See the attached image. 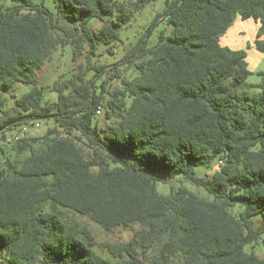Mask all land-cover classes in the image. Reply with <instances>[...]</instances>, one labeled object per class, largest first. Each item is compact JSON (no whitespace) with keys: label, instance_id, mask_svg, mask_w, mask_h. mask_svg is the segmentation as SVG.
Masks as SVG:
<instances>
[{"label":"trees","instance_id":"obj_1","mask_svg":"<svg viewBox=\"0 0 264 264\" xmlns=\"http://www.w3.org/2000/svg\"><path fill=\"white\" fill-rule=\"evenodd\" d=\"M154 1L0 0V142L54 122L16 140L13 156L0 144V264H264L248 250L264 248V81L244 89L246 50L220 42L239 15L260 23L254 44L264 52V0H167L121 59L132 79L95 62L101 44L119 39L116 27ZM67 46L76 67L45 100L38 72ZM114 78L121 85L105 104ZM17 82L31 88L5 111L1 92ZM217 162L212 176L197 175ZM160 171L207 195L185 185L161 193ZM82 218L134 233L103 254Z\"/></svg>","mask_w":264,"mask_h":264},{"label":"rangeland","instance_id":"obj_2","mask_svg":"<svg viewBox=\"0 0 264 264\" xmlns=\"http://www.w3.org/2000/svg\"><path fill=\"white\" fill-rule=\"evenodd\" d=\"M48 4H52L51 0H45ZM167 0H156L145 5L142 9L136 11L129 21L119 24L116 28L119 33V39L110 45L101 44L94 56V61L99 64H115L119 67L120 73L123 77L132 79L137 73L133 66L127 65L121 62V59L125 56L127 51L134 46V44L139 40V38L146 32L151 21L156 17L158 13H162L166 7ZM91 24L94 28H99L101 22L98 19H93ZM168 22L163 20L155 28L153 35L151 37L150 43L154 44L157 41L158 34L164 29L168 28ZM260 23L256 22L254 19H242L237 15L234 19L233 24L224 33L220 42L223 46H227L231 49H244L247 52V63L251 71V75L247 80V85L244 89L248 90L251 94L257 93L259 88L256 85L261 84L264 81V52L258 50L255 47V40L257 39V32L259 30ZM264 42V35L260 38ZM82 60V59H81ZM76 62L73 61L72 57V47H59L51 59L46 62L44 67L38 72V78L40 85L46 88L45 100H55L57 95L55 91H52V85L54 82L60 78H66L70 75L71 70L76 67ZM106 75L103 76L98 85L104 82ZM121 85L119 78H114L105 83L108 91L103 93L105 98L104 103L106 104L109 99V92H113L115 88ZM31 86L22 82H17L14 88L10 90H2L1 95L6 98L4 105L5 111H14L15 100L27 91H29ZM4 114L1 113L0 117ZM97 118L101 123L106 122L105 118V108H102V112L97 114ZM54 126L52 120L39 121V125L31 123L28 125V129L24 134V137H41L45 135L49 128ZM14 135L9 134L6 141L0 142V144L5 148L6 155L13 156L14 153L11 150V145L14 144ZM6 155L0 153V160L3 161ZM220 162L214 163L211 167H201L197 169V175L201 177H210L215 171L219 170ZM164 173V174H163ZM160 181L158 182V189L161 193H169L172 188H178L180 185H185L189 189L199 193L202 196H206L207 192L203 187L196 186L182 176H176L173 178H168V174L164 171L159 172ZM82 220L89 224V226L94 230L97 237V248L103 253L107 254V244H115L118 242H127L133 236V228L119 226L114 228L112 232L103 231L100 226L94 222H90L86 218ZM255 220L258 223V218ZM248 250H255L259 254H264V248H250ZM141 256V253L139 254Z\"/></svg>","mask_w":264,"mask_h":264},{"label":"built area","instance_id":"obj_3","mask_svg":"<svg viewBox=\"0 0 264 264\" xmlns=\"http://www.w3.org/2000/svg\"><path fill=\"white\" fill-rule=\"evenodd\" d=\"M102 112V107H99V109L97 110V114H100ZM36 125H39V122L36 123ZM28 129V125H25L22 130L18 133V135L15 137V141L20 139V138H23L24 137V134L25 132L27 131Z\"/></svg>","mask_w":264,"mask_h":264}]
</instances>
